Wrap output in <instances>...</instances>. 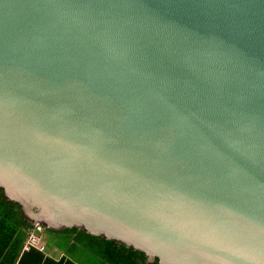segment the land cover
Masks as SVG:
<instances>
[{
	"label": "water",
	"instance_id": "obj_1",
	"mask_svg": "<svg viewBox=\"0 0 264 264\" xmlns=\"http://www.w3.org/2000/svg\"><path fill=\"white\" fill-rule=\"evenodd\" d=\"M0 190L148 264H264V0H0Z\"/></svg>",
	"mask_w": 264,
	"mask_h": 264
},
{
	"label": "trees",
	"instance_id": "obj_2",
	"mask_svg": "<svg viewBox=\"0 0 264 264\" xmlns=\"http://www.w3.org/2000/svg\"><path fill=\"white\" fill-rule=\"evenodd\" d=\"M32 225L25 220L18 204L7 201L0 190V264H76L72 259L63 257L52 260L39 251L30 250L21 254L18 249V236L23 237ZM56 237L63 236L74 243L72 248H81L93 255L99 264H148L146 257L132 249L115 242L95 238L78 230L62 232L49 231ZM23 234V235H22ZM69 244V243H68ZM158 264V263H154Z\"/></svg>",
	"mask_w": 264,
	"mask_h": 264
},
{
	"label": "rangeland",
	"instance_id": "obj_3",
	"mask_svg": "<svg viewBox=\"0 0 264 264\" xmlns=\"http://www.w3.org/2000/svg\"><path fill=\"white\" fill-rule=\"evenodd\" d=\"M42 236H44V240L50 251H57L80 264H99L94 260L95 257L93 255L83 251L79 247L72 248L71 242L63 239V236L56 237L47 230L43 231Z\"/></svg>",
	"mask_w": 264,
	"mask_h": 264
},
{
	"label": "crops",
	"instance_id": "obj_4",
	"mask_svg": "<svg viewBox=\"0 0 264 264\" xmlns=\"http://www.w3.org/2000/svg\"><path fill=\"white\" fill-rule=\"evenodd\" d=\"M32 230H34L33 226H32L31 229H29V230H27L25 232V235L22 234L23 237L18 236V238H17L18 239V248H16V249H18L19 253L20 252H21V254L25 253L23 250H24V247H25L26 242H27V236ZM37 231L39 232L40 242H42V244L44 245V248H45L44 253H41V254L45 255L46 258L52 259V260H60L63 257L68 258L67 256H64L63 254H60L57 251H50L48 249V247H47V243L44 240V236H42L43 230H40V231L37 230ZM73 244L74 243H72V245ZM73 261L76 262L75 260H73ZM16 264H18V263H16ZM76 264H80V263L76 262Z\"/></svg>",
	"mask_w": 264,
	"mask_h": 264
},
{
	"label": "built area",
	"instance_id": "obj_5",
	"mask_svg": "<svg viewBox=\"0 0 264 264\" xmlns=\"http://www.w3.org/2000/svg\"><path fill=\"white\" fill-rule=\"evenodd\" d=\"M34 230H32L27 236V242L24 247V252H29L30 250H36L40 253H44L45 248L42 242H40L39 232L37 230H41L40 227L33 226Z\"/></svg>",
	"mask_w": 264,
	"mask_h": 264
}]
</instances>
